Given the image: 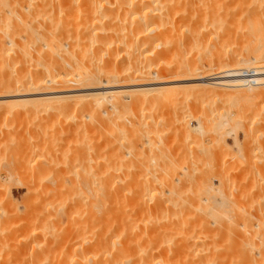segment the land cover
<instances>
[{"label": "bare ground", "instance_id": "1", "mask_svg": "<svg viewBox=\"0 0 264 264\" xmlns=\"http://www.w3.org/2000/svg\"><path fill=\"white\" fill-rule=\"evenodd\" d=\"M225 2L227 1L225 0ZM241 3L243 2L241 1ZM241 3H238L237 12L234 13L226 11L225 4L227 3L224 4V0H0V32L3 34L2 38L0 37L2 39L0 40V62L3 63V66H0V69L3 67L0 76V109L8 103V99L5 100L4 98L12 99L9 101L12 104L18 102L19 105H17L23 111L29 110L26 108L28 105H31L30 110L31 108L37 110L47 103H50V106H46L49 109L52 103L53 110L58 111L57 113L70 107L76 111L91 110L94 114V120L101 121L98 124H104L112 120V116H118L121 111L142 110L144 107H140L148 103L157 106L158 103L156 102L160 103L164 99L170 100L169 97L173 98L174 101L183 102L187 101L188 98L205 99L211 97L214 102L219 101L217 103L225 101L227 104L228 102L229 108L236 111H227V113L218 112L216 109V112L211 111L214 115L210 116V120L208 119L205 123L206 130L212 129L214 133L219 131L221 135L223 130L230 129L229 127L234 128L232 127L234 124L232 120L239 115L247 118L251 116L253 119L258 116L257 119L263 123L256 125L254 130L264 129V105L261 106L264 99V25L260 22L262 25L258 26L254 18V14L262 12L261 10L264 11V0H247V5H239ZM230 6L232 5L230 4ZM230 23L231 26L234 25V30L230 28ZM167 55L171 60L165 58ZM162 58L170 61H167L169 64L166 68V61L165 64L162 63ZM209 77L221 80H217L218 82L213 84L202 82ZM183 82H193V84L187 85ZM218 87L225 89L226 93L223 91L225 94H227V90L229 91L227 98L217 92L216 88ZM244 88L246 91L243 90ZM230 90H232L231 93ZM148 93H152L154 97L152 96L153 98L150 99ZM222 96L226 100L221 98L222 101L220 99ZM148 97L149 99L146 100ZM177 97L178 100L174 99ZM112 99L116 101L113 103L111 102ZM66 102L74 103V105ZM22 103L25 106L21 105ZM88 118L91 117L88 116ZM201 124L199 123L197 126L199 133L204 131ZM237 125L239 126V124ZM248 126L242 127L247 130ZM242 127L241 129H243ZM234 142H236L235 139ZM140 149L141 151L144 150L143 146H140ZM134 150H139V148ZM162 153L160 152L157 156L162 158L159 156ZM162 156L165 159L169 157L167 152ZM169 158L167 161L173 159L170 158L169 160ZM168 163H165L166 167ZM172 165L171 161V165L168 167ZM159 169L158 171L162 173L167 171L166 169ZM259 172L261 176V171ZM165 174V176L170 175ZM166 179L168 178L166 177ZM164 180L163 184L168 181ZM169 180L171 183L172 180L170 178ZM173 183L175 182L173 181ZM171 185L167 197L158 196L156 197L157 202L155 199L153 201L148 200L147 203L144 201L136 203L135 201L129 212L123 211L120 214L116 225L114 227L112 225V229L105 230L104 235L94 237L92 241L90 239L91 244L87 241L88 244H85L91 246L82 248L83 251L84 248L90 250L91 255L85 250L87 254L84 252L85 255L80 256L81 261L76 257V252L77 250L79 252V249L74 251L76 249L75 244L72 249L74 252L70 250L72 247L70 249L67 247L71 243L67 240L70 237H64V239L60 237L62 241H65L66 238L69 244L65 241L67 245L63 248L64 241L60 243L59 239L58 243L62 245L61 247L60 244L56 245L59 246L58 252L60 251V254L66 252L67 255L70 251L73 252H70V256L66 255L71 259H67L68 261L64 259L65 264L66 262L71 264V260L73 258L75 260V257L77 259V261H73L75 264H210V257H207L206 254L209 249L206 247V250L203 240L207 238L206 235L198 233L197 236L195 234L198 240L194 241L196 236L193 237V232L196 231L193 230L194 227L190 226L189 219H185L184 215L181 218L183 225L181 224V226L179 223L181 226L179 227L177 224L179 218L176 217L179 214L175 210L173 193L175 186L173 184L171 187ZM27 191L29 192V189ZM52 199L54 200V198ZM117 201L123 203L124 206L128 204V198L116 193L113 198L108 196L104 200H93V204L88 202L87 204L92 205V208L87 206L86 210L89 208L90 211L100 213L99 219L106 218L107 213H110L109 211L105 213L107 208L104 210L105 212L103 211L104 206H108L109 204L106 203L110 202L117 204ZM202 202L207 203V200L204 199ZM110 207L111 205L109 210ZM211 207V211L207 209L216 221L215 224L223 216L229 215L224 211V202L220 200H215ZM61 208L63 209V207ZM4 213L0 216L3 217ZM97 217L94 213L88 216V219L91 218L92 220L91 225L86 223L87 218L86 222L84 219L86 223L84 227L87 224L93 226L98 219ZM41 218V223L46 225L44 221L47 220L43 219V221ZM137 218L140 219L138 225L135 221ZM252 218L256 221V223L254 222L255 228H258L260 235L264 238V219L258 210L253 211L251 221H253ZM204 219L206 221L207 218ZM247 219L250 220V217ZM2 220L3 218H1V222L4 223L5 221ZM201 225L204 226L205 223ZM76 226L78 225L73 227V232H75L74 229L78 230ZM202 226H199L200 230L207 227ZM213 227H216L212 228L216 238L225 236L222 235L223 229L216 225ZM32 231L34 232V229L29 233ZM38 231L40 230L38 229ZM7 232L4 235L11 234H7ZM235 232L238 233V230ZM41 233L40 238L42 237ZM4 235L1 236L9 239V235L8 237H4ZM29 235L26 237L28 241ZM203 235L204 237H202ZM35 236L31 238L30 235L29 237L31 240L37 238L39 240V237L36 238ZM226 236L229 237V235ZM15 239L19 247L16 249V255L11 249L13 246L10 247L12 252L8 251L13 253L14 257L17 256L16 259H12L13 262L2 261L4 254L2 253L0 264H41L44 257L50 253L51 247H54L51 239L47 241L44 238L49 242L48 244L43 242L44 248L42 244H39L41 242H37L42 248L39 247L37 250L38 246L33 245V248L28 250V243L24 245V242H27L26 239L19 240L20 236ZM41 239L43 240V238ZM10 242L12 243V241ZM19 242H22L20 243L21 246H19ZM12 244L15 245V241ZM261 244L264 246V242ZM4 246H0V253L6 249ZM232 246L234 247V245ZM6 247L8 249V246ZM66 248L70 251H65ZM244 248L245 250L253 249L250 243L244 245L242 249ZM55 250L56 248L54 252ZM31 251L33 254L29 255L28 253ZM83 251L81 249V254L80 252L79 254L82 255ZM192 252L195 255L193 261L191 259ZM247 252L249 253V251ZM86 255H90L91 258ZM81 257L84 259L86 257L88 261L82 260ZM62 258L61 260L64 262ZM53 260L52 264L59 261L57 256L56 260ZM250 262L251 260L248 263Z\"/></svg>", "mask_w": 264, "mask_h": 264}, {"label": "rangeland", "instance_id": "2", "mask_svg": "<svg viewBox=\"0 0 264 264\" xmlns=\"http://www.w3.org/2000/svg\"><path fill=\"white\" fill-rule=\"evenodd\" d=\"M226 1L224 0V4L227 3L225 4L227 12L236 13L238 3H241V1L243 3L239 5H247V0H240V2L238 0ZM261 11L254 14L258 26L261 24L260 22L264 25V11ZM233 27L234 25L230 28L234 30ZM2 35L1 33V38ZM1 38L0 40H2ZM168 56H165V58L171 60ZM163 58L161 62L163 61L162 63L165 64L166 61V68L169 63H167L168 60H164ZM2 68L0 69V76L3 70ZM217 80L220 81L221 79ZM217 80L209 77L202 80V82L213 84L218 82ZM183 84L190 85L193 82H183ZM216 89L220 95L227 98L228 90L227 94H225V89L223 90V88L219 87ZM243 90L246 91L245 88ZM151 94L148 93L150 99L152 96L154 97ZM223 96L220 99L226 100ZM140 97L142 96L140 95ZM169 98L170 100L168 99L167 101L166 99H164L165 101L162 99V102H156L158 103L157 106L156 104L148 103L144 106H139L140 108L144 107L142 110L121 111L118 116H112V120L104 124H98L101 121L94 120V114L91 110L81 109L76 111L70 107L67 110L64 109L57 113L58 111L53 110L52 103L49 108L50 110L47 108L50 106V103H47L48 105L45 104L44 107H39L37 110L32 108L30 110L31 105H28L26 108H29L30 111L28 109L23 111L19 108L18 102V105L16 103L12 104L9 102L12 99L4 98L5 100L8 99V103L0 109V213L1 211L2 213L5 212V215L0 217L5 222L2 223L0 218V224L2 226H0V230L2 231L0 232L3 236L8 230L7 234L11 233L12 235L8 234L10 240L0 235V246L5 245L4 247L6 248L4 249L6 253L4 251L0 253V255L4 253L2 255V261L13 262L11 260L16 259L17 256L14 257V255H16V249L19 247L15 238L20 236L19 240L23 241L27 235L30 234L32 238L38 233L35 237H39V240L38 238L31 240L30 235L28 236L30 242L27 239V242H24V245L28 243L27 247L29 246V248L27 249L31 250L33 245H37V250H39L41 244L44 248L43 242L48 244L49 242L47 241L51 239V243L54 246L53 248L51 247L50 253H48L51 256L47 254V258L45 256L43 259V262L44 260L46 261L44 263L41 262V264H46V262L47 264H52L54 262L53 259L56 260V256L59 260L58 263L65 264L64 259H71L67 256L71 255L70 250L73 249L74 244L76 248L74 251L77 249H79V252L81 249L83 251L82 247H86L88 242L89 244L92 243H90V239L92 241V238L100 236L101 234L104 235L105 230L112 229V225L113 227L116 225L120 214L123 211L129 212L130 207L134 206L135 201L136 203L140 201L147 203L148 200L153 201L155 199V202H157L156 197H161V195L167 197L166 195L169 189L171 190L170 185L174 181L175 210L180 216L176 214V218H179L178 220L176 219L177 224L179 225L180 223L181 225L183 223L181 218L184 215V218L190 220H188V223L196 231L193 232V237L198 236L200 233L206 235L207 238L205 239L207 241L205 239L203 240L205 248L207 247L209 249L207 250L206 248V254L207 257H210V264H247L250 260L251 262L248 264H264V246L261 244V242H264V238L260 235L258 228H255L256 221L253 218V221H251V214L254 210H258L262 219H264V129L254 130L256 125H262L263 122L261 123L257 119L259 118L258 116L256 119L254 118L255 120L251 116L247 118L239 115L236 119L232 117L234 118L232 120L234 124H231L234 128L229 127L230 129L223 130V133L220 135L221 132L219 133V131H217L218 133H214L212 129L206 130L205 123H207L208 119L210 120V116L212 117L214 115L211 111H215V109L218 112L222 111L224 113H227V111H236L233 108H229L228 102L227 104L225 101L217 103L219 101L214 102L211 97L205 99L198 98L199 100L188 98L184 102L174 101L172 100L173 98ZM174 99L178 100L179 98ZM115 101V99H112L111 102L114 103ZM263 102L264 99L262 103L261 101L259 102L262 104L261 106L264 105ZM71 104L74 105V103ZM21 105L25 106L24 103ZM88 116L91 118L89 119ZM251 122L256 124L251 125ZM199 123H202L201 126L204 128V131L200 133L197 131ZM241 125H245V127L249 125L250 127L248 126V129L244 130ZM234 139L236 142H234ZM140 146H143V152ZM132 147L135 148L132 149ZM136 148H139V150H134ZM160 152H163L159 155L162 158L157 156ZM166 152L171 159L173 158L172 160L167 156L170 160L167 161L168 158L165 159L162 156ZM163 160L165 161L163 162ZM171 161L173 165L168 167L171 165ZM167 162L169 163L166 167L165 163L167 164ZM157 166L162 167H159V169ZM157 168L159 170L166 169L167 171L165 173L170 175L165 176L166 174L161 171L159 172ZM258 170L261 171V176ZM256 172L259 173L257 174ZM162 177L168 180H164L167 184L165 182V185L163 184ZM169 178L172 180L171 183ZM172 185L171 187H173ZM26 189H29V192ZM116 193L128 198V204L124 206L123 203L121 204L118 201L117 204H115L116 202L106 203L109 205L107 206L105 204L107 207L104 206L103 211L107 208L106 212H104L107 213L109 211L110 213H107L108 216L106 218L99 219L100 213H96L93 210L90 211L89 208V211L86 210L87 206L92 208V205H89L93 200H104L108 196H112L113 198V195ZM204 199L207 200V203L202 202ZM215 200L224 202V211L229 214L228 216L222 215L224 219L221 217L222 219L218 220L216 224L214 223L216 222L214 218L209 214L212 208L211 205H213ZM88 202L91 203L87 204ZM209 204L211 205L209 206ZM203 205L209 211L208 209L202 208ZM92 213L96 214L98 219L93 226H90L92 224V217L88 219V216ZM207 214H209V218L208 216L206 217ZM247 217H250V220ZM40 218L47 220H43L46 222V225L41 223ZM86 218L88 219L87 222ZM204 218H207L206 221ZM84 219L90 225L87 224L84 227L86 225ZM139 220V218L135 220L137 225L140 224ZM207 222H210L209 225L211 227L207 225ZM80 223L82 225H79ZM200 223H205L204 226L207 227L202 226ZM75 225L79 227L76 226L78 230L76 231L74 229L75 232H73ZM180 225L179 227L183 224ZM215 225L223 229L222 235L224 234L225 236H221L222 239L219 238L220 236L216 238L215 234H213L214 229L212 228H216L213 227ZM224 225L225 227L227 226L226 229H224ZM195 226L204 227L201 228L203 232L200 230V227L196 229ZM234 228L236 229L233 231ZM30 229H34V232H31L34 235L29 233L31 231ZM236 230H238V233L235 232ZM40 233L42 234L41 238L43 240L40 238ZM74 233L75 235H73ZM234 233L236 236L233 235ZM8 235H4V237H8ZM226 235H229V237ZM45 236H48V239ZM197 236L194 238V241L198 240L196 239ZM60 237L62 239L64 237H70L67 239L71 242L70 244L67 243L66 238L65 241L71 246L67 245L63 240L65 243H63V248L65 245L69 249L72 247L70 250L65 249V251L68 250L67 252L70 251L69 255L65 252V254L62 253V256L60 251L58 252L59 246L61 247L62 245L60 244L62 241ZM71 238L74 239L73 242ZM59 239L60 243H58ZM10 241L12 243L15 241V245ZM213 241L214 244L212 245ZM37 242H41L39 243L40 245ZM249 243L252 244L253 249H251L253 251L245 250V248L242 249L244 245ZM58 244L60 245L56 246ZM6 246H8V249ZM12 246L13 248L11 249L14 251V255L8 251H11L10 247ZM90 246L88 245L87 247ZM55 248L56 253L54 252ZM85 250L86 248H84L82 255L77 250V254L75 253L77 255L76 257H78L77 259L80 260V256L83 257L85 255L83 254ZM32 251L28 254L32 255ZM86 251L89 252L90 250ZM87 252L85 253L87 254ZM89 253L91 255V252ZM90 255L86 256L89 257ZM214 255L215 257H213ZM76 257L73 260L74 258L72 256V263L73 261H77ZM191 257L193 261L195 258L194 253ZM85 260L88 261L86 257ZM66 264L69 263L66 262Z\"/></svg>", "mask_w": 264, "mask_h": 264}]
</instances>
